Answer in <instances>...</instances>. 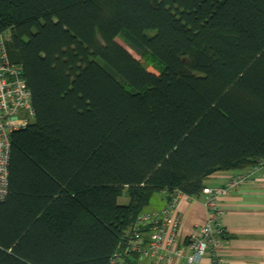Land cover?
Listing matches in <instances>:
<instances>
[{
	"label": "trees",
	"instance_id": "trees-1",
	"mask_svg": "<svg viewBox=\"0 0 264 264\" xmlns=\"http://www.w3.org/2000/svg\"><path fill=\"white\" fill-rule=\"evenodd\" d=\"M1 36L34 117L10 134L0 264H107L154 195L264 161V0H0Z\"/></svg>",
	"mask_w": 264,
	"mask_h": 264
},
{
	"label": "built area",
	"instance_id": "built-area-1",
	"mask_svg": "<svg viewBox=\"0 0 264 264\" xmlns=\"http://www.w3.org/2000/svg\"><path fill=\"white\" fill-rule=\"evenodd\" d=\"M6 38L0 37V202L8 193L10 134L25 129L34 117L21 68L8 59ZM263 167L264 161L230 179L223 187L203 188L201 200L206 221L188 236H181L176 213L178 199L183 194L161 192L162 198L166 197L163 207L135 216L107 264H200L203 258L211 264H224L220 256L226 233L220 225L223 216L220 200Z\"/></svg>",
	"mask_w": 264,
	"mask_h": 264
},
{
	"label": "crops",
	"instance_id": "crops-1",
	"mask_svg": "<svg viewBox=\"0 0 264 264\" xmlns=\"http://www.w3.org/2000/svg\"><path fill=\"white\" fill-rule=\"evenodd\" d=\"M244 172L216 173L208 177L204 185L208 188L223 187ZM153 197L154 207L150 210L161 209L164 200L160 195ZM201 199V195L198 198L182 195L178 199L176 213L180 219L181 236L190 235L195 227L206 221ZM220 205L223 208L220 225L226 233V243L220 256L223 263L264 264V167L257 170L252 179L224 195ZM200 264L211 263L203 258Z\"/></svg>",
	"mask_w": 264,
	"mask_h": 264
},
{
	"label": "rangeland",
	"instance_id": "rangeland-1",
	"mask_svg": "<svg viewBox=\"0 0 264 264\" xmlns=\"http://www.w3.org/2000/svg\"><path fill=\"white\" fill-rule=\"evenodd\" d=\"M80 29H81V31L93 42V43H95L96 45H100L101 44V42H100V40H99V38H98V36H97V34H96V32H95V30H94V28L92 27V25L90 24V22L89 21H87V20H85V21H82L81 23H80ZM116 42L120 45V46H122L123 48H125V46L123 45V43L120 41V40H116ZM126 49V48H125ZM189 49L190 50H199V51H202V52H204L208 57H210V59L212 60V61H214V62H216L215 61V59L212 57V55L210 54V52L209 51H207L201 44H199V43H192L190 46H189ZM127 51L135 58V59H138V57L130 50V49H128L127 48ZM145 64V66H146V68H147V70L148 71H150V72H154L152 69H151V67H150V64L149 63H147V62H145L144 63ZM58 82L61 84V82L62 81H60V80H58ZM62 85H63V83H62ZM63 86H65V83H64V85ZM160 196H161V194H160ZM162 197V196H161ZM154 197L152 198V200H151V202H150V205H149V207H148V210H150V209H152L153 207H154ZM119 202L120 203H125V202H127L126 201V199L125 198H120L119 199Z\"/></svg>",
	"mask_w": 264,
	"mask_h": 264
}]
</instances>
